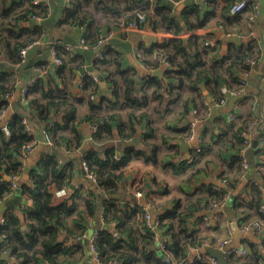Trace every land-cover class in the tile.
Masks as SVG:
<instances>
[{"label":"trees","instance_id":"1","mask_svg":"<svg viewBox=\"0 0 264 264\" xmlns=\"http://www.w3.org/2000/svg\"><path fill=\"white\" fill-rule=\"evenodd\" d=\"M180 1L68 0L66 16L61 22L69 26H84L87 34L82 41L86 46L96 47L99 40L108 36L112 29L120 28L122 21L136 20L139 13L145 15L144 27L150 23L154 30L163 28L176 37L139 47L140 62L148 70L145 75L128 66L123 54L107 43L95 61L96 70L105 76L106 90H102L99 80L89 74L84 75L81 83L82 96L67 91L65 87L52 86L40 76L36 84L22 88L26 91L24 96L28 108L14 114L6 125L0 127V202L8 201L15 194L17 187L13 185L12 177L17 175L20 178L30 155L25 158L24 151L28 145H35L34 134L27 129L25 118L30 123L44 122V132L50 137L51 149L63 150L68 154L77 153L85 147V125L96 126V129L90 131L91 143L83 152L80 163L69 158L63 164L57 154L47 151L32 168L29 180L24 183L17 181L21 195L32 204L24 207L23 220L13 211L3 214L0 222V264H41L42 260L51 259L50 254L62 244L58 237L65 228L63 217L74 209L73 195L54 204V194L67 188L75 172H81V169L85 174L88 171L94 173L97 179L95 188L105 195L100 204L103 227L95 235L94 241L101 264L111 260H116L118 264H211L207 259L192 258L191 252L207 243L214 244L215 239L206 231H216L218 226H202L206 231H201L198 226L202 225L205 216H210L214 205L223 201L232 206L240 226L256 220L264 222L262 180L257 178V181L247 182L241 191L239 189L248 173L244 170L241 156V131L250 119L245 120L231 137L226 131L220 136L219 142L222 144L235 139L239 145L231 164L219 176L221 182L203 185L187 194L185 199H174L172 207L158 213L154 223H149L145 217L154 208L150 200L140 204L111 196L121 191L124 171L134 159L142 158L154 164L160 160V146L154 141L155 119L151 113L161 114L160 108L163 106L162 111L180 122L187 118L193 108L192 111L201 107L205 112L204 115L200 112V115L203 120L206 119L211 110L206 105L203 85L220 102L225 99L224 87L231 92L241 90L242 77L250 69L247 60L256 57L251 49L240 48L210 64L205 53L211 51L206 45V41L211 39L193 36L185 41L178 36L183 31L203 26L207 13L201 11L197 3L189 5L183 12L186 29H182L171 15L175 4ZM51 9V3H35V0H0V32L9 41L8 65L17 68L23 66L18 65L21 49L40 41L44 33V26L33 19L49 16ZM96 13L103 19L99 20ZM244 13L252 14L251 10L246 9L241 14L230 15L238 18ZM56 50L57 57L62 60L54 67L59 77L65 78L67 69L72 72L79 64L84 65L83 60L80 63L78 57H72L68 50L60 46ZM161 58L166 59L170 67L164 70L162 77L152 75L150 70L160 67ZM18 86L16 73L0 69V118L2 112L9 108L7 96L13 95ZM176 103L179 104L178 110H174ZM82 106L84 112L80 113ZM143 123L150 130L143 135L142 147L126 146L121 156H118L115 145L102 149L98 147L112 139L115 124L119 139L125 141L134 137ZM4 127H7L8 134ZM175 127L173 132L178 140L190 138V123L189 127ZM261 138L264 142V134ZM262 150L264 156V146ZM197 158L195 155L191 164ZM199 172L196 169L190 176H197ZM260 178L264 180V173ZM124 191L130 198H137V190ZM92 193L90 209L93 216L97 197L95 190ZM157 229L162 230V241H159ZM40 242L46 252L37 250ZM248 251L245 257L227 258V264H264V238L261 244L252 243ZM5 253L10 255V260L1 258Z\"/></svg>","mask_w":264,"mask_h":264},{"label":"crops","instance_id":"2","mask_svg":"<svg viewBox=\"0 0 264 264\" xmlns=\"http://www.w3.org/2000/svg\"><path fill=\"white\" fill-rule=\"evenodd\" d=\"M233 1L234 0H192L191 4H199L200 10L207 13L206 21L203 26L196 27L194 30L183 31L179 33L178 36L182 37L185 41L186 39L188 41L190 39L189 37L193 36H206L209 39L216 40L219 44L218 49L213 52L208 51L205 53V57L210 64L213 61H220L222 58L229 55V52H233L236 49H251L258 61L252 73L249 75V84L243 91L246 93V96L240 100L233 101V97L239 95L241 92L232 94L231 90L224 87L222 89L226 99L223 106L224 111L218 113L214 124L209 121L210 111L207 118L197 124L195 128V138L190 141L178 140L173 130L176 129L175 125L179 126V128L184 126L189 127V123L192 122L194 118V113L192 111L194 108L189 112L187 118H183L180 122L174 121L171 115H167L166 112L162 111L164 108L163 106L160 108L161 114L157 112L151 113L155 119L154 129L156 130V135L154 141L160 146V151L158 153L160 160L158 164H154L151 162L148 163L142 158L134 159L124 171L120 192L127 195L124 189L131 192L140 190L143 193L142 197L144 202L138 200L137 202L146 204L148 200H150L153 203L154 208L150 210L152 219H155L158 213H162L165 209L172 207L174 199H185L187 194L194 192L203 185L219 184V182H221L219 176L221 172L225 168L227 169L231 164L232 159L239 151V145L235 139H231L230 142L222 144L219 142L220 136L223 131H226L230 133L231 137V135L236 133L237 129L243 125L245 120L255 119L258 123L255 127L252 146H250L245 153L249 164V172L245 178L248 180V183L257 181V178L264 183V180L260 178L261 174L264 173V156H262L261 152L264 146L261 138V135L264 134V0H258L261 9L254 20L251 19L249 13H244L238 16V18H234V16L230 15L229 7ZM67 6V0H51V14L45 18L36 17L33 19L36 23L44 26V33L40 40L41 42L29 50L27 62L21 66V68H17L15 72L19 80V86L9 98V108L0 119V127L6 125L14 114L28 108V101L22 93V88L26 86L31 78L40 75V77L47 80L52 86L65 87L67 91L82 96L83 91L81 90V83L84 75L89 74L97 77L102 74L95 68V61L98 53L96 50L99 47L96 48L89 45L87 47L80 46V43L87 34L86 28L84 26H69L61 22L66 16ZM55 7L56 13L55 18H53ZM185 9H187V7H185L184 2L180 1L175 4L171 14L177 19V22L181 24L182 29H186V22L183 18ZM179 16H181V19ZM97 18L99 20H101V18L103 19L101 16H97ZM108 35H110L108 43L114 47V49L121 52L125 63L128 66H133L140 75L147 74L148 70L137 57L139 47L143 45L151 46L156 42L161 43L166 39L176 37L172 32L166 31L163 28L154 30L150 23L142 29H112ZM233 36L237 37L236 41L230 39V37ZM55 39H62V41L76 45L77 48L70 55L72 57H78L80 63L82 60L84 61V65L79 64L77 67L73 68L72 72L67 69L65 78L59 77L56 68H54L58 66L51 53V43ZM8 44L9 41L7 36L0 32L1 63H9ZM67 57H69V54H67ZM32 59L33 64H30ZM83 68H86L85 74L81 73ZM39 69L42 70L41 74ZM245 78V76L242 77V79ZM99 83L102 90L107 89L106 80L104 82L99 81ZM252 87H254L253 91ZM224 89H226V91H224ZM202 92L207 102H209L207 94H210L215 103H219L215 96L207 89L206 85H203ZM178 108L179 104L176 103L174 105V110H178ZM198 111L204 115V109L199 107ZM82 112H84V106L80 108V113ZM232 117H234V119H232ZM31 125L34 130L35 147L25 161V167L30 166L33 168L44 153L53 151V149H51L52 144H50V137L44 132L45 123L32 121ZM90 130L91 127L85 125L83 130L85 134L88 133L90 135ZM149 130L150 127L146 123H143L139 126L138 133L134 137L122 141L119 139L115 124L112 139L109 138L107 142L98 147L102 149L109 145H115L118 151H121L122 155L126 146L142 147L144 142L143 135L148 133ZM136 137L139 138L138 143L127 145L129 140ZM199 138L204 140V147L206 146L205 150L198 155L195 163H186V159L195 153L199 144ZM86 141L85 147H88L89 142L87 139ZM117 142L121 143V147L117 146ZM185 142L190 143L189 148L182 147ZM60 152L66 157V160L60 158L62 163H66L69 158H71L70 154L63 150ZM82 156L83 153L81 157ZM252 159L255 166L250 168ZM75 160L78 163L81 161V159ZM196 169L200 170L199 174L191 177L190 174ZM24 172L25 169L20 176V183L29 180V178L26 179V177H24ZM60 190H64L65 192L60 194L58 193ZM60 190L56 191L54 194V204H59L65 201V199H68V195H73L74 209L70 214L63 217L65 228L60 231L58 237V240L62 242V244L57 251H53L50 254V260H42L41 264H101L95 259L94 254L92 258L90 257L91 252L88 248V243L84 241V238L93 233L91 237L89 236L91 243V238L99 232L103 225L101 211L100 217H97L96 212L93 216L91 215L90 209V201L93 198L92 191L95 190V194L100 191L95 187L93 188L91 181L82 169L81 172H75L67 188ZM114 194L111 196L113 197ZM16 197L15 190V194L9 200L17 199L18 205L21 206L20 209L17 208L18 205H15L7 211L17 213L23 220L24 207L32 203L29 200L27 201L25 196L21 195V192L19 193V198ZM127 197L129 196L127 195ZM116 199L120 200V198ZM217 209L211 210L209 215L212 219V223L218 226V230L206 231L202 225L198 226L200 230L202 229L201 231H206L215 239H212L214 244L210 246L218 247V243L229 237L232 238L231 247L234 248L243 245L250 248L252 243L255 245L262 243L264 231L262 234H256L252 230L246 232L242 230L238 223L237 225L233 223L226 212L215 213ZM3 214L0 212V222L3 220ZM99 223L101 224L100 226ZM36 248L41 253L46 252L42 242H40ZM201 252L204 253V250H201ZM197 253H199V250L193 249L191 257L195 258Z\"/></svg>","mask_w":264,"mask_h":264},{"label":"built area","instance_id":"3","mask_svg":"<svg viewBox=\"0 0 264 264\" xmlns=\"http://www.w3.org/2000/svg\"><path fill=\"white\" fill-rule=\"evenodd\" d=\"M182 1H184V0H182ZM39 2H42L44 4H50L51 3V0H35V3H39ZM67 2H68V0H67ZM246 9L251 10V12H252L251 19L254 20L256 18V16L260 13L261 7H260L259 1L258 0H236L235 2L231 3V5H230V13L232 15L241 14ZM143 23H145V15H143V13H139L138 19H136V20H132V21H122L120 28L142 29V28H144ZM109 39H110V35H108L106 37H102L99 40V43L96 46V48L99 47V51H100L101 48L104 47L109 42ZM39 43H40V41L33 42V43H30L29 45H27L26 47H24V48L21 49V51H20L21 61H20V64H18V65H24L27 62V57H28L29 50H31L32 48H34ZM51 44H52L51 45V53L53 55L54 61L57 64H61L62 63V60L59 57H57V50H56V47L57 46H60L61 48L68 50L70 53H73L75 51V49L77 48L76 45L71 44V43H67V42H63V41H61L59 39L53 40ZM206 45L209 47V49L212 52L214 50H217L218 47H219V44L214 39L207 40L206 41ZM80 46L81 47H87L84 44L83 41L80 43ZM99 51H98V53H99ZM137 57H138V59L140 58V54L139 53L137 54ZM139 61H140V59H139ZM160 61H161L160 67L157 68V69H163V70H165L166 68H169L170 67L169 62L166 59L161 58ZM247 61H248V64L250 65V69L248 71H246L245 74H244V76L246 78L243 79V80H241V90H239V91H232L231 92L232 94H237L239 92H243L244 89H245V87L249 84V80H248L249 75L252 73L253 68H255L258 59L256 57H252V58H249ZM1 62H2V60L0 59V63ZM157 69H152V70H150V72L152 73L154 70H157ZM39 72L41 74L42 73V70L39 69ZM39 76L40 75H37V76L31 78L28 81V83L26 84L25 87H27V86H33L34 84H36ZM95 79H97L96 76H95ZM263 80H264V77H263ZM22 91H23L22 93L24 95V93L26 92L25 89H23ZM11 96H12V94H11ZM11 96H7V97L10 98ZM225 102H226V99H222L217 104V106L223 107L224 104H225ZM206 105H209L208 108L211 110V106H210L209 102L206 101ZM5 113H6V110H4L2 112L1 118L5 115ZM193 113H194V118H193L192 122H190V128L192 130V134H191L190 138L188 139L189 141L190 140H193L195 138V128H196V126H197V124L199 122H202L203 121V118L201 117L200 112L197 109H195L193 111ZM232 119H234V117H232ZM24 123L26 124L27 129L30 130L33 133L34 130H33V127L31 125V123L29 122V120L25 118L24 119ZM257 124L258 123L256 122L255 119H251V121L244 128V130L241 131V136L243 137V148L241 150V156L243 158V167H244V170H246L247 172L249 170V164H248V161L246 159L245 153H246V150L250 146H252L253 136H254V133H255V127H256ZM95 129H96V126H92L90 131H95ZM4 131L7 134L9 133L7 127H4ZM198 140H199V144H198V147L195 150V153H193V155L189 156L186 159V162H188V163L193 162L194 159H195V155L198 156L199 154H201L205 150V147L206 146L204 147V140L202 138H199ZM34 143H35V141H34ZM50 144H52V143L50 142ZM263 144H264V142H263ZM34 147H35V145H33V144H30V145H28L26 147V149L24 151V157L25 158H27L28 157V154H30L34 150ZM86 175L89 178V180L91 181V183L93 185V188L96 187V185H97V179H96V176L94 175V173L88 171V173ZM12 180L14 182L13 185L18 188L17 181L18 182L20 181L19 176L14 175L12 177ZM63 192H65V191L64 190H60L58 193L61 194ZM135 194H136L137 199L140 198V197H142V195H143V193L140 190H137L135 192ZM68 197H70V196L68 195ZM27 201H28V199H27ZM225 205H226V202L223 201V202H221V204L214 205V208L215 209L222 208ZM145 217H146V220L149 221V223L152 222L153 219L151 217V213H146ZM211 224H213L211 217L208 216V215L205 216L203 218L202 226L206 228V227H209ZM241 228H242V230H244L246 232L252 230L256 234H261L264 231V222H262L260 220H256V221H254V222H252L250 224H244V225H242ZM95 239H96V236H93L91 238V250H92V252H93V254L95 256V259L98 262H100L99 261V258L97 256L95 247H94V241H95ZM231 243H232V238L229 237L227 239H224L222 242L218 243V245H217L218 248H221L225 252L226 259L227 258H230V257H233V256H236V257H245V256L248 255V253H249L248 246L243 245V246H240L238 248H234V247H231ZM210 245H211L210 243H207L206 245L202 246L201 248L196 249V250H199V253H197L196 258L197 259H202V260L207 259V260H209L211 262V264H218V260L215 257H213V256H211V255H209L207 253H202L201 252V250H203L204 248H206L208 246L209 247H212ZM104 264H118V262L116 260H111L110 262L104 263ZM183 264H187V263L186 262H183Z\"/></svg>","mask_w":264,"mask_h":264},{"label":"water","instance_id":"4","mask_svg":"<svg viewBox=\"0 0 264 264\" xmlns=\"http://www.w3.org/2000/svg\"><path fill=\"white\" fill-rule=\"evenodd\" d=\"M53 1V0H52ZM184 2V5L185 7H188L189 5H191L192 3V0H185L183 1ZM54 4V2H53ZM55 13H56V7L54 9V12H53V18H55ZM179 18L181 19V16H179ZM230 39L232 41H236L237 37H230ZM187 41V39H186ZM99 51V48L96 50V52ZM30 64H33V59L30 61ZM0 69H7L11 72H16L17 71V67L16 66H13V65H8L6 63H0ZM164 70L163 69H157V70H154L151 74L152 75H157V76H160L162 77L164 75ZM81 73H86V68H83ZM97 79L101 82H104L105 81V77L100 74L97 76ZM254 90V87H252V91ZM224 91H226V89H224ZM246 96V93L245 92H241L239 95H236L233 97V101H237V100H240L242 99L243 97ZM207 98H208V101H209V104L211 106V114H210V117H209V121L210 123L214 124L216 118H217V115L218 113H222L224 111V108L223 107H218L217 104L215 103V101L213 100V98L211 97L210 94H207ZM85 138L88 140L89 144L91 143V140H90V135L88 133L85 134ZM139 141V138L136 137L132 140H129L127 142V145H133L135 143H138ZM117 146L121 147V143L120 142H117ZM183 148H189L190 147V143L189 142H185L183 145H182ZM87 149V147H84L81 149L80 152L78 153H75V154H70V157L73 158V159H77V160H80L81 159V155L82 153ZM54 154H57L59 155V157L62 159V160H66V157L57 149H53L52 151ZM118 156H121V151H118ZM64 163V162H63ZM32 170V167L30 166H26L25 167V172H24V177L29 178V175H30V172ZM247 179L244 178L242 180V183L240 184V191H241V188L247 183ZM239 191V190H238ZM19 193H20V188L18 187L16 189V195L17 197L16 198H19ZM97 194V211H96V215L97 217H100V204H101V200L105 197L104 194L100 193V192H96ZM113 197L115 198H120L122 200H126L128 199L129 197H127V195L123 194L122 192H119V193H116L113 195ZM131 201H140V202H144V199L143 197L141 198H135V197H131L129 198ZM15 205H18L17 203V199H12V200H8V201H5V202H0V212L3 214L5 213L9 208L11 207H14ZM20 205L17 206L18 209H20ZM222 212H226L228 215H229V218L230 220L235 223L237 225L238 223V220H237V216L236 214L234 213L233 209H232V206L230 204H227L225 205L224 207L222 208H218L215 213H222ZM152 222L154 223L155 222V219L152 220ZM101 224L99 223V226ZM103 227V225H102ZM158 230V236H159V241H162V230L160 229H157ZM93 235V233H91L89 236L91 237ZM86 237L84 238V241H86V243H88V248L91 252L90 254V257L92 258L93 257V252L91 250V246H90V237ZM204 250V253H207L213 257H215L217 260H218V264H227V260H226V257H225V252L221 249V248H218V247H206L203 249ZM2 259L4 260H10V255L8 253H5L1 256Z\"/></svg>","mask_w":264,"mask_h":264},{"label":"rangeland","instance_id":"5","mask_svg":"<svg viewBox=\"0 0 264 264\" xmlns=\"http://www.w3.org/2000/svg\"><path fill=\"white\" fill-rule=\"evenodd\" d=\"M96 16H100V15L96 13ZM250 164H251V165H250V168H252V167L255 166V164L253 163V159H252V162H251ZM248 172H249V171H248ZM247 174H248V173H247Z\"/></svg>","mask_w":264,"mask_h":264}]
</instances>
